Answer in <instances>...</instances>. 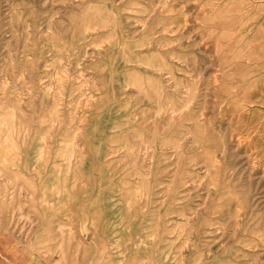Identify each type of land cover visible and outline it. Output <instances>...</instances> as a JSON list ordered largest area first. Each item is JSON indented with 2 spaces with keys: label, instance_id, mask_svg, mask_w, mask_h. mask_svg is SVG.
Wrapping results in <instances>:
<instances>
[{
  "label": "rangeland",
  "instance_id": "1",
  "mask_svg": "<svg viewBox=\"0 0 264 264\" xmlns=\"http://www.w3.org/2000/svg\"><path fill=\"white\" fill-rule=\"evenodd\" d=\"M0 264H264V0H0Z\"/></svg>",
  "mask_w": 264,
  "mask_h": 264
}]
</instances>
